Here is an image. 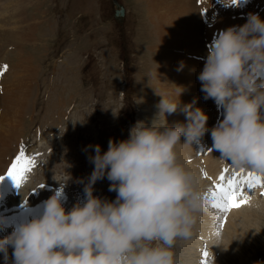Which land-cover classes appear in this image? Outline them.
Listing matches in <instances>:
<instances>
[{"label": "rangeland", "instance_id": "374dc122", "mask_svg": "<svg viewBox=\"0 0 264 264\" xmlns=\"http://www.w3.org/2000/svg\"><path fill=\"white\" fill-rule=\"evenodd\" d=\"M23 1L26 0H0V8L15 3L9 13L0 11V135H11L5 145H0V162L9 166L17 153L23 151L33 163L21 186L12 187L6 193L8 199H0L1 204L11 203L10 197L14 203L26 200L30 204L38 196L46 198L56 191H62L63 197L72 199L73 204L82 201L84 183L94 167L91 161L88 163L86 152L96 143L102 152L106 151L110 138L114 142L126 139L130 127L138 120L151 123L158 111L153 104L155 98L161 99L162 95L175 100L180 91L171 87V82L159 85L157 78L168 73L176 82L191 83L179 75L192 68L197 74L202 70L207 46L214 35L229 26L240 25L249 13L264 9V2L258 5V0H251L247 11L244 9L247 0H195L199 8L193 14L199 15L200 21L191 23L194 29L198 24L202 26L197 31L198 49L175 50L177 54L172 58L169 47L168 55L160 58L156 51L161 49V43L153 25V13L146 7L147 0H37L33 5H23ZM115 1L125 8L120 20L114 18L118 8L113 4ZM164 1L169 7L174 2ZM190 1L175 0L183 5L178 11L180 17H176L177 28L190 26L184 16ZM232 7L233 11H229ZM33 12L36 17L29 18ZM27 18L36 25L31 22L28 27H19ZM215 21L218 27L214 34L205 30L211 29ZM166 58L167 63L159 68ZM24 80L28 100L23 99V111L19 113L12 109V100L19 97ZM182 89L180 100L189 103L193 99L200 108L208 105L206 100H197L201 91ZM215 112L208 109L206 113L214 115L213 123L219 115ZM155 119L163 121L161 116ZM6 126H10L8 133ZM202 144L215 160L232 166L220 158L219 152L212 151L211 139L202 138ZM0 175L4 174L0 171ZM109 184L106 177L98 180L93 185V195L115 199L116 193L109 191ZM207 187L204 185L202 189ZM248 192L247 199L254 195L256 198L251 202L264 204V184L249 188ZM251 217L259 224L253 225V234L246 229L249 236L237 241L243 247L238 249L242 260H234L236 256L224 258L212 250L208 264H264V208ZM224 220L219 228L224 226ZM200 246L198 256L204 251ZM176 252L179 264H184L186 254L180 243Z\"/></svg>", "mask_w": 264, "mask_h": 264}, {"label": "clouds", "instance_id": "9594fccd", "mask_svg": "<svg viewBox=\"0 0 264 264\" xmlns=\"http://www.w3.org/2000/svg\"><path fill=\"white\" fill-rule=\"evenodd\" d=\"M207 47L197 79L203 98L217 107L214 125L207 126L195 100L183 106L185 122L168 124L165 114L177 111L183 89L175 101L159 94L151 123L136 121L126 139L110 138L106 151L94 146L82 201L66 210L62 191H56L0 238L5 264H179L178 244L192 241L202 217L212 213L177 146H202L205 134L222 160L264 174V19L249 13ZM105 177L113 200L93 195V185ZM250 206L264 208L256 201Z\"/></svg>", "mask_w": 264, "mask_h": 264}, {"label": "bare ground", "instance_id": "6f19581e", "mask_svg": "<svg viewBox=\"0 0 264 264\" xmlns=\"http://www.w3.org/2000/svg\"><path fill=\"white\" fill-rule=\"evenodd\" d=\"M161 1L162 0H147L146 2L147 3L146 7L148 9V12H150V14L153 13L152 16L155 18L153 25H154L155 31L158 33L159 41L161 43V49H158L156 51L157 52L156 55L160 58L166 57V55H168L166 53V49L169 47H171L172 49L171 51L172 58H175V54H177L175 50L189 51V49H194L193 51H196V49H198L196 45H200V37L197 31L199 29L201 30L202 26L198 24L199 27L197 29H194L192 25L193 23H191L193 21L197 22V20H199V15L193 14L195 13V11H197L196 8H199L195 6V0L190 1L191 4H189V8H187L184 12V16L189 21V24H190V26L186 28L184 25H181L180 28H177V25H176V21H177L176 17H180L178 15V11L182 10L183 5L180 3H175V0H174L172 6L169 7L168 3H165L164 0H163L164 3ZM252 2L253 1L251 0H247L248 6L245 2L244 4L245 11L248 10V7H250ZM263 2L264 0H258L257 4L262 5ZM258 10L259 9H253V11H258ZM229 11H233V7H232V10L230 8ZM208 12H211V11H208ZM256 13L260 15L261 19H264V9ZM246 19L247 17L244 16V19H242L241 24H243ZM211 27H212L211 29L208 28L205 30H208V31L211 30V33L214 34L218 27V22L215 21L214 26L212 25ZM166 63H167V58L162 60V62L159 65V68ZM188 63L191 64V61ZM196 64H198V62H196ZM198 66H196V68H198ZM165 74H166L165 77L163 74L162 77L157 78V80L159 81V85H163V83L166 84V83L171 82L170 86L174 87V89H180L179 87H181V88H188V89H194V90L201 91L200 90L201 84H200V81L197 79L198 74L196 70L193 68L191 69L190 72H184L183 73L184 75H179L181 78L187 79L191 83H187L186 81L176 82L173 76H170L168 73H165ZM25 91H26V81L24 80L19 88V92H20L19 97L14 98V100H12L14 101L13 102L14 107L12 109L15 108V110H17L19 113H22L23 111V107H24L23 99L24 98L27 99V95L25 96L26 94ZM199 96L200 97L197 100H205L203 98L202 92ZM166 98H169L172 101L176 100V99L174 100L171 96L166 97ZM159 101H160V98H155V100L153 101V104L157 105ZM206 102L208 105L207 106L202 105L201 109L205 113H208V109H210L211 112L216 114L215 110H217V107L216 105H214L215 110H213V103H214L213 100L208 99L206 100ZM189 103L186 102V99H181V100L179 99L177 111L172 114H167V113L165 114L166 119L168 120V123L170 125L174 124L175 122H185V114L183 111V106ZM194 106L198 107V104L195 103ZM6 113H8L7 109H6ZM207 116H208V120L211 118V120L209 121L207 120V126L210 128L212 125H214L213 123L214 115L212 117L210 115H207ZM16 121L18 120L16 119L15 122ZM10 126L5 127L6 133H8ZM10 138H11V135L1 134L0 135V145L1 146L5 145L7 143V140H10ZM203 138L211 139L210 134H205ZM183 140L184 138L182 137L181 141L183 142ZM9 146L10 145L7 144V148H9ZM177 152L184 166L190 169L191 171H193L199 178L201 191L203 192V195L207 202L209 199H211L210 193L214 190V183L218 182L217 177L220 175L222 170L227 169V172L225 173L226 177L232 176L234 173H240V176H246L248 172H251V170L246 171L244 169H243V172H241L240 171L241 169H236L233 166L226 167L225 165H223V163L221 164L219 161L215 160L212 157V155L209 152H207V150H205L204 144H202V146L193 144L192 147L186 144L178 145ZM1 153H2V149L0 148V155ZM7 168H8V163L4 164L0 162V171L2 174L6 173ZM239 178L240 177L238 176L237 179ZM211 181L213 182L212 185H210ZM204 185H208L207 190L202 189ZM15 186L16 185L14 184V182L11 180L10 177L4 176V178L0 180V199L2 200L6 198V193H8V191L12 187H15ZM248 189L249 188L247 187L244 188V195H242L243 198L249 195ZM239 197H237V199ZM10 198H9V200H11L10 204L12 205L16 204L13 202V199H10ZM255 198L256 197L254 195H251V197L249 196V198L247 199L248 202L246 204L238 208H229L226 212H221L218 209L211 207L210 204L208 203L212 215L211 216L205 215L202 217V220L200 224L198 225L196 235L192 241L180 242V244L184 248V253L186 254L184 255V258H185L184 264H201L202 256H200L201 254L198 256V253H200L198 250L201 247L200 245H202L204 250L205 248H207L209 252V256L207 258V264L209 262L210 253L212 252V250L217 251L224 258L226 256H228L229 258L236 256L234 260H236L237 258L242 260L243 256H241L240 254L241 252H239L238 249L239 248L241 249L243 247L241 246V244H237V241L240 239L243 240L244 236H249L250 232L245 231L246 229L250 230L252 232L251 234H253L255 230L254 226L259 224L258 221H253L251 217L252 214H255V212L258 211L256 208L250 206L251 200ZM3 203L4 205H6L7 201ZM25 203L29 204L28 201H25ZM64 205H65L66 210L70 209L73 206V200L70 199L69 197L64 198ZM10 210H20V207L13 206ZM10 210L0 211V217H3L4 218L3 222H5V224L3 223L2 230H0V238L10 233L12 230L11 226L17 223L18 221L22 220V218H17L14 215L10 214L9 213ZM40 210H38L37 212H39ZM25 218H28V217L26 216ZM223 219H225L224 224H223L224 226L219 228ZM249 227H252V228H249ZM213 243H219L220 245L213 244ZM8 251H9V257L11 258L12 249L9 248ZM180 259H182V257ZM0 264H5L4 257L0 258Z\"/></svg>", "mask_w": 264, "mask_h": 264}, {"label": "snow or ice", "instance_id": "6c2138e0", "mask_svg": "<svg viewBox=\"0 0 264 264\" xmlns=\"http://www.w3.org/2000/svg\"><path fill=\"white\" fill-rule=\"evenodd\" d=\"M32 163L31 157H28L23 151L18 152L13 162L8 166L6 173L0 175V180L4 176H8L17 187H20L25 179V173L29 170V166ZM240 171L243 172V169ZM226 172L227 169L222 170L217 177L218 182L214 183V190L210 193L211 199L208 200L211 207L221 212H226L229 208H238L248 202L246 196L244 199H237V197L244 195L245 187L254 188L264 184V174L251 171L246 176H240V173H234L232 176L226 177ZM238 176L240 177L239 179H237ZM201 256V264H207V258L209 256L207 248L202 251Z\"/></svg>", "mask_w": 264, "mask_h": 264}, {"label": "water", "instance_id": "95a60500", "mask_svg": "<svg viewBox=\"0 0 264 264\" xmlns=\"http://www.w3.org/2000/svg\"><path fill=\"white\" fill-rule=\"evenodd\" d=\"M122 12H123V11H122V8H121V9L119 10V15H120V16L122 15ZM117 14H118V12L115 13V17H118Z\"/></svg>", "mask_w": 264, "mask_h": 264}, {"label": "crops", "instance_id": "0c3cea01", "mask_svg": "<svg viewBox=\"0 0 264 264\" xmlns=\"http://www.w3.org/2000/svg\"><path fill=\"white\" fill-rule=\"evenodd\" d=\"M1 12H3L4 10L0 9Z\"/></svg>", "mask_w": 264, "mask_h": 264}]
</instances>
